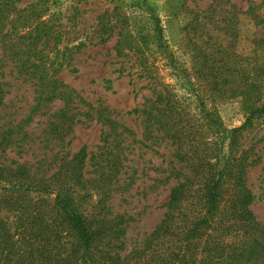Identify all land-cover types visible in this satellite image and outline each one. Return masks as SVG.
Returning <instances> with one entry per match:
<instances>
[{"label": "rangeland", "instance_id": "1", "mask_svg": "<svg viewBox=\"0 0 264 264\" xmlns=\"http://www.w3.org/2000/svg\"><path fill=\"white\" fill-rule=\"evenodd\" d=\"M6 1L26 11L39 5L46 20L54 15L51 25L62 33V41L55 48L42 41L36 54L53 57L55 64L47 72L75 92V119L71 129L58 137L49 125L56 122L54 116L63 102L32 114L37 105L35 87L23 81L9 61V51L0 48L5 66L2 81L7 84L0 125L17 126L18 132L6 136L0 146V163L11 167L26 164L38 176L48 178L85 146L98 159L109 153L119 158L107 205L111 215H124L129 222L128 255L161 222L171 189L188 172L175 159L173 141L153 130L156 126L147 130L145 117L135 111L152 104L155 89L162 91L161 85L155 88L154 84L162 82L171 87L182 107L178 120L192 128L203 124L201 136L197 134L202 142L217 140L204 126L202 105L208 113H216L226 128L241 126L245 107L264 98V0ZM115 8L129 19L128 31L136 39L139 53L125 49L118 56V32L100 43L110 34L102 28L111 24L109 15ZM158 25L185 73L175 74L160 56L167 53L156 43ZM17 26L22 30L21 20ZM12 38L16 40V35ZM136 54H147L153 62L150 73L144 71ZM102 116L114 125L105 124ZM4 137L0 133V142ZM238 144L239 152L255 162L248 169L247 186L254 196L251 209L264 226V117L254 121ZM95 163H88L87 178L93 177Z\"/></svg>", "mask_w": 264, "mask_h": 264}, {"label": "trees", "instance_id": "2", "mask_svg": "<svg viewBox=\"0 0 264 264\" xmlns=\"http://www.w3.org/2000/svg\"><path fill=\"white\" fill-rule=\"evenodd\" d=\"M38 6L19 10L13 2L0 0V48L9 51V61L23 81L35 87L37 105L32 114L63 102L54 116L56 122L49 125L63 137L74 124L75 92L47 72V67L55 64L53 57L36 54L40 42L46 46L53 43L55 48L62 41V33L51 25L54 15L46 20ZM119 12L115 8L110 13L111 24L102 28L110 34L100 43L118 32L117 55L123 56L120 53L125 49L139 53L136 39L128 31L129 19ZM20 20L22 30L17 26ZM156 43L167 53L160 56L175 74L185 73L159 25ZM136 56L150 73L154 64L147 54ZM4 69L0 57V107L6 106ZM160 85L162 91L155 89L152 104L135 113L145 117L147 130L156 126L153 130L173 141L175 159L188 172L171 189L163 219L144 243L125 255L129 222L124 215L109 212L107 199L119 158L109 153L98 159L85 146L48 178L38 176L26 164L11 167L0 163V264H264V226L251 209L254 196L247 186L248 169L255 162L239 152L238 144L254 121L264 117V98L245 107V122L233 129L226 128L216 113H208L202 105L204 126L217 139L207 143L197 138L203 124L192 128L178 120L182 107L176 95L169 85L154 84L155 88ZM102 117L105 124L114 125L109 117ZM16 128L0 125L5 136L0 146L6 136L18 134ZM91 160L96 162L94 175L87 178Z\"/></svg>", "mask_w": 264, "mask_h": 264}]
</instances>
